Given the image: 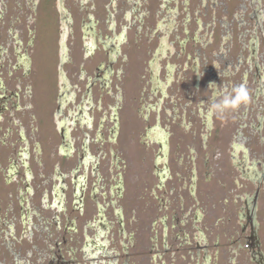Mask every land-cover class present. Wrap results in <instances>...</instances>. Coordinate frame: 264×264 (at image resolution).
<instances>
[{
    "label": "flooded vegetation",
    "instance_id": "flooded-vegetation-1",
    "mask_svg": "<svg viewBox=\"0 0 264 264\" xmlns=\"http://www.w3.org/2000/svg\"><path fill=\"white\" fill-rule=\"evenodd\" d=\"M263 184L264 0H0V264H264Z\"/></svg>",
    "mask_w": 264,
    "mask_h": 264
},
{
    "label": "clouds",
    "instance_id": "clouds-1",
    "mask_svg": "<svg viewBox=\"0 0 264 264\" xmlns=\"http://www.w3.org/2000/svg\"><path fill=\"white\" fill-rule=\"evenodd\" d=\"M210 85H214L211 88L212 95L209 107L211 114L223 118L230 112H234L250 102L249 92L244 85H236L231 89L216 83H210Z\"/></svg>",
    "mask_w": 264,
    "mask_h": 264
},
{
    "label": "rangeland",
    "instance_id": "rangeland-1",
    "mask_svg": "<svg viewBox=\"0 0 264 264\" xmlns=\"http://www.w3.org/2000/svg\"><path fill=\"white\" fill-rule=\"evenodd\" d=\"M247 147V146H246ZM250 147L251 148H254L252 145H250ZM250 147H249V149H250ZM249 155H250V153H249ZM247 158H250V156L248 157L247 156ZM260 169V168H259ZM263 189H264V184H263ZM264 195L262 194V196L261 197H263ZM260 207H261V209L263 208V211H264V199L263 200H261L260 201ZM260 209V210H261ZM263 213V212H262ZM259 216H258V218H259V222L262 224V228L264 229V221L263 220H261L260 218H261V216L260 215H262L263 216V219H264V213L263 214H258ZM263 234H264V231H263Z\"/></svg>",
    "mask_w": 264,
    "mask_h": 264
}]
</instances>
